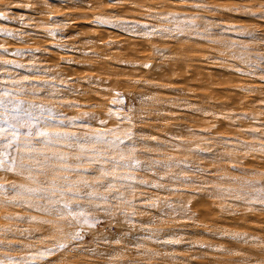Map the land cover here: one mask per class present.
<instances>
[{
    "label": "rangeland",
    "instance_id": "rangeland-1",
    "mask_svg": "<svg viewBox=\"0 0 264 264\" xmlns=\"http://www.w3.org/2000/svg\"><path fill=\"white\" fill-rule=\"evenodd\" d=\"M0 100V264H264V0H0Z\"/></svg>",
    "mask_w": 264,
    "mask_h": 264
},
{
    "label": "snow or ice",
    "instance_id": "snow-or-ice-1",
    "mask_svg": "<svg viewBox=\"0 0 264 264\" xmlns=\"http://www.w3.org/2000/svg\"><path fill=\"white\" fill-rule=\"evenodd\" d=\"M93 23L97 26H109V22L108 21H105L103 19H100V18H97L96 20L93 21ZM122 25H125L126 28H137V27H143L145 29H147V25H144V26H141V25H135V24H131L129 22H121ZM51 35V34H50ZM145 67H148V65H145ZM3 101L0 100V107L3 106ZM24 111V114L30 119V120H35L37 122L41 121V120H44L45 119V114H50L53 112L52 109H49V108H41L39 109L40 111V115H34L32 111L30 110H23ZM119 143V142H118ZM66 179V178H65ZM2 187V186H0ZM69 195H77V193H69ZM65 208H67L68 206L65 205L64 206ZM92 222L94 223L95 222V218H91ZM74 239H80L81 237L79 235H76L73 237ZM58 247H61V246H57V247H54V248H49V249H45V251L49 252V253H52V252H55L57 251V248Z\"/></svg>",
    "mask_w": 264,
    "mask_h": 264
}]
</instances>
